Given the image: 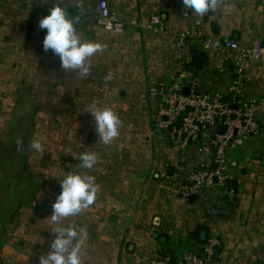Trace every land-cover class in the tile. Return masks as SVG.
I'll return each mask as SVG.
<instances>
[{"label":"crops","instance_id":"obj_1","mask_svg":"<svg viewBox=\"0 0 264 264\" xmlns=\"http://www.w3.org/2000/svg\"><path fill=\"white\" fill-rule=\"evenodd\" d=\"M97 1L0 0V264H39L57 226L51 205L67 172L92 175L97 186L93 204L58 222L77 231L82 264H146L158 255L176 257L185 244L202 252L210 240L219 255L205 264H264V113L262 133L231 155L229 193L213 199L201 191L183 202L161 168L178 161L183 177L204 157L153 132L158 101L148 93L157 86L182 89L192 75L197 91L224 103L238 80L246 95L264 98V65L248 61L238 70L236 54L221 47L264 45V0H216L203 16L182 0H103L119 20L137 22L122 33L95 24ZM54 4L74 19L82 40L102 45L88 58L87 75L61 68L58 56L42 47L38 21ZM152 16L162 33L149 27ZM179 33L212 43L182 46ZM196 53L204 56L202 65L190 61ZM32 99L64 108V141L39 140L37 151L31 145L38 140L19 137L15 116ZM93 105L110 108L121 121L110 144L97 137L88 112ZM88 151L97 161L84 169L79 156ZM216 202L230 205L229 214L217 212Z\"/></svg>","mask_w":264,"mask_h":264},{"label":"built area","instance_id":"obj_2","mask_svg":"<svg viewBox=\"0 0 264 264\" xmlns=\"http://www.w3.org/2000/svg\"><path fill=\"white\" fill-rule=\"evenodd\" d=\"M94 12L95 24L105 32L122 33L127 26H138L134 20L124 22L116 18L103 0L96 2ZM149 27L156 32H163L157 16L150 18ZM186 40H197L204 45L212 43L211 39L201 36L192 39L188 33L178 34L179 45L183 46ZM221 47L236 54L234 64L238 70H242L248 61L264 65V45L261 43L240 48L234 42L226 41ZM199 85L197 79H192L189 94H184L177 85L169 88L159 86L160 99L153 115L155 134L158 133L166 141L177 144L180 150H187L192 146L197 154L204 157L185 172L183 177L180 175L183 168L178 161L165 163L161 168L160 176L174 184L175 195L183 202L201 191L209 193L213 199L229 193L231 155L258 134L256 113H264V98L246 95L240 80L230 87L232 98L228 103H222L220 98H210L197 91ZM148 93L151 98L158 94L156 88L149 89ZM221 126L225 127L224 132L218 134ZM212 165H215L214 169ZM169 169L172 170L171 174L167 172ZM53 239L54 235L49 238L45 254L51 251L50 244ZM216 245V241H208L202 250L204 259L201 258L202 252L185 244L176 257L158 255L146 264H205L210 260Z\"/></svg>","mask_w":264,"mask_h":264},{"label":"clouds","instance_id":"obj_3","mask_svg":"<svg viewBox=\"0 0 264 264\" xmlns=\"http://www.w3.org/2000/svg\"><path fill=\"white\" fill-rule=\"evenodd\" d=\"M186 9H191L203 16L216 8V0H182ZM38 25L45 30L42 47L45 52L51 51L58 56L60 67L72 69L81 75L89 72L88 58L102 50L97 42L82 40L74 23L60 4H54L43 15ZM88 112L95 123L97 137L104 144H110L120 135L121 121L110 108L91 106ZM32 148L40 151L39 141L32 143ZM81 167L91 169L97 161L94 152H82L79 156ZM60 191L56 195L51 208V221L57 226L52 229L54 239L46 254L39 257V264H82L80 242L74 243L77 231L73 227H64L58 222L62 218L74 216L82 209L93 204L97 195L95 177L67 172L59 180Z\"/></svg>","mask_w":264,"mask_h":264},{"label":"rangeland","instance_id":"obj_4","mask_svg":"<svg viewBox=\"0 0 264 264\" xmlns=\"http://www.w3.org/2000/svg\"><path fill=\"white\" fill-rule=\"evenodd\" d=\"M35 100H29L28 102L24 103V106L21 109V113L15 116L16 124H20L22 127V131H20V135L23 139L30 140V138L35 140H50V141H64V124L60 125V130L56 133L55 139L50 138V133H54L50 130L49 122L58 121V116H53L52 113L48 112L52 110H59L60 113L63 115L64 108L61 109L60 105H54L49 103V100L44 99H37L36 103ZM46 106V109L43 107ZM56 106L58 108H56ZM35 109V110H34ZM34 111V113H32ZM57 115V113H56ZM61 122V121H60ZM62 124V122H61ZM59 126V125H58ZM57 126V127H58Z\"/></svg>","mask_w":264,"mask_h":264},{"label":"water","instance_id":"obj_5","mask_svg":"<svg viewBox=\"0 0 264 264\" xmlns=\"http://www.w3.org/2000/svg\"><path fill=\"white\" fill-rule=\"evenodd\" d=\"M190 61L192 63H195L197 65H202L204 63V56L201 55V54H193V56L190 58ZM193 73H197L198 72V69L194 68L192 70ZM191 81H192V75H187L185 76L184 78V86H182V92L184 94H189L190 93V84H191ZM156 91H157V95H155V99L157 101H159L160 99V95H159V91H160V87H156ZM222 103H224V101L221 100ZM234 108V107H232ZM262 120V112H257L256 113V121L257 122H261ZM224 129L225 127L224 126H221L218 130V134H222L224 132ZM259 133H262V131H259ZM248 143V142H247ZM215 168V165H212V169ZM170 171V170H169ZM216 181V180H215ZM233 186L231 185L230 188H232ZM192 200V197L190 198ZM216 211L219 212L220 214H229L230 212V205L224 203V202H216ZM218 255H219V247L216 245L214 248H213V251H212V262H216L217 259H218ZM201 258H205V254L204 253H201Z\"/></svg>","mask_w":264,"mask_h":264},{"label":"trees","instance_id":"obj_6","mask_svg":"<svg viewBox=\"0 0 264 264\" xmlns=\"http://www.w3.org/2000/svg\"><path fill=\"white\" fill-rule=\"evenodd\" d=\"M55 112V113H54ZM56 113H57V115H56ZM53 116L55 117V116H58L59 118V120L58 121H55V122H53V121H51V122H49V124H50V130H52L54 133H50V138L52 137V139H55V137H56V133L57 132H59V130H60V125L62 126L63 124H64V111H63V115H62V113H60L59 111H56V110H53ZM62 122V124H61V122ZM55 123H58V127H55ZM58 135L60 134V133H57ZM64 135V134H63Z\"/></svg>","mask_w":264,"mask_h":264}]
</instances>
